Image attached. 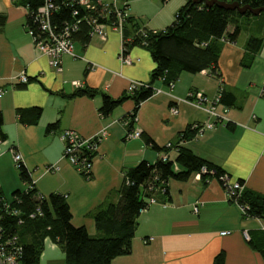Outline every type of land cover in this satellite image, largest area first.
Wrapping results in <instances>:
<instances>
[{
  "label": "crops",
  "instance_id": "0c3cea01",
  "mask_svg": "<svg viewBox=\"0 0 264 264\" xmlns=\"http://www.w3.org/2000/svg\"><path fill=\"white\" fill-rule=\"evenodd\" d=\"M24 1L0 0V111L5 134L0 140V195L5 200L14 189L29 185L19 177L12 150L20 152L37 191L62 193L71 223L84 225L92 235L98 233L93 211L118 200L124 170L141 159L153 162L163 155L180 169L174 158L181 145L218 164L230 181L240 179L243 188L264 192V12L238 16L227 24L226 31L235 24L239 31L233 40L220 38L215 72L209 67L182 70L171 88L155 79L152 94L137 104L128 127L133 99L126 98L101 115V94L118 96L130 81H147L155 64L150 52L133 45L127 51L132 62L125 63L119 56L121 33L107 26L103 38L91 35L84 45L75 41V55L63 54L62 69L57 71L34 45ZM117 2L124 5L126 14L159 29L174 18L185 0ZM249 36L261 38L255 51L246 48ZM21 72L28 76L26 82L18 81ZM84 86L95 93L68 95ZM219 88L221 95H233L231 103L219 100L216 104L226 119L198 131L195 126L212 116L187 100V94L194 89L212 97ZM53 122L56 126L47 130ZM186 128L193 132L182 136ZM66 129L82 136L100 135L88 178L62 155L60 135ZM134 129L138 135L130 134ZM50 163L58 168L46 169ZM164 185L166 189H154L153 201L136 216L130 250L114 256L109 264H212L220 250L224 264H264L243 233L246 229L249 236L262 230L264 218L244 215L217 177L202 181L193 173L183 180L169 178ZM197 201L198 209L193 211ZM63 261L61 247L44 237L39 264Z\"/></svg>",
  "mask_w": 264,
  "mask_h": 264
},
{
  "label": "trees",
  "instance_id": "16d2710c",
  "mask_svg": "<svg viewBox=\"0 0 264 264\" xmlns=\"http://www.w3.org/2000/svg\"><path fill=\"white\" fill-rule=\"evenodd\" d=\"M223 1H237L239 4L248 3L251 6L264 5V0ZM24 2L28 12H32L38 5L49 2L51 4L49 18L55 29H60L64 24L72 22L74 18L93 13L90 8L82 6L78 0H25ZM120 8L125 13L123 4ZM250 14L248 11L241 14L235 9H226L215 3L206 5L204 0H185L166 26L152 29L142 23L139 18L125 13L121 33L124 51L127 52L133 45L143 46L150 52L155 64L150 71L149 79L141 81L132 90L125 89L118 96L103 92L98 107L100 114L106 115L124 99L132 98L134 106L127 113V126L130 127L137 104L152 94L154 90L152 82L155 79H160L166 84L170 80H175L182 70L196 72L209 67L211 72H215L220 38L233 40L239 31V24H235L231 31H226L227 24L236 21L238 16ZM31 16L32 14L28 13L27 24L37 32L38 21H34ZM98 19L112 23L115 14L109 12L105 18ZM1 20L0 16V23ZM78 25L79 29L73 32L72 38L74 42L84 45L90 37L89 30L92 26L84 20ZM260 43V37L249 36L246 48L249 51H255ZM95 91L94 88L84 86L68 95H93ZM232 100L233 95L230 93L222 94L220 97L222 102L231 103ZM55 126L56 122L49 123L46 129L49 130ZM190 131H192L190 128H186L182 136H188ZM4 137L0 111V140ZM174 160L181 166L180 169L173 167V160L161 157L153 162L141 159L126 168L118 200L108 202L93 211L98 232L94 235L89 234L84 225L71 223L70 209L62 193L40 194L31 183L27 168L19 164L17 166L19 177L29 185L24 189H14L9 200H5L0 195L1 239L14 234L20 245L15 261L4 264H39V255L46 236L54 239L64 252V261L56 264H109L114 256L130 250L136 216L140 209L147 205L156 187L166 189L164 184L167 179L183 180L199 171L202 181L209 176H215L222 183L219 176L225 173L224 170L218 164L197 155L187 146L181 145L177 148ZM202 165L206 166L205 171L200 170ZM82 176L88 178L85 175ZM237 180L242 183L240 179ZM229 199L243 207L244 215L264 218V192L242 188L237 198L229 197ZM14 208L18 211L17 213L11 212ZM31 213H35L34 216H30ZM247 241L252 248L260 252L264 259V228L250 233ZM11 249H13L12 246ZM212 264H224L222 250L214 255Z\"/></svg>",
  "mask_w": 264,
  "mask_h": 264
},
{
  "label": "built area",
  "instance_id": "2783aa9c",
  "mask_svg": "<svg viewBox=\"0 0 264 264\" xmlns=\"http://www.w3.org/2000/svg\"><path fill=\"white\" fill-rule=\"evenodd\" d=\"M78 2L82 6L90 8L93 13L85 14L81 18H74L72 22L64 24L60 29H55L50 22L49 14L51 4L49 2H45L43 5H38L32 12H28L30 15L32 14L31 18H33L34 21H38L37 28L39 30L37 32L34 28H32V26L29 24L27 25L34 45L38 48V50L48 56L50 65L57 71L62 69L61 56L63 54L75 55L72 34L79 29L78 23L80 21L84 20L87 24H91L92 27L89 30L90 36L97 35L102 38L105 37L107 26L116 28L120 33H122V20L125 13L120 8V4L117 0H78ZM109 12L115 14V19L112 23L99 21V17L105 18ZM73 13H75V10H73ZM119 56L125 63L132 62V59L129 58L127 52L124 51L122 43ZM17 79L20 82H26L28 80V76L24 72H21L18 74ZM75 83L78 84L79 82L76 80ZM140 83L141 81L139 80H132L129 82L126 89L132 90L134 86ZM172 84L173 81L170 80L166 83V86L171 88ZM1 92L2 88H0V94ZM220 97V88L212 97H208L202 90L193 89L188 92L186 99L191 101L195 106L204 109L212 116V120L195 126L198 131H202L204 128L212 126L215 121H222L226 119L225 116L216 109V104L220 100ZM130 134L133 136L138 135L139 130L134 129L130 132ZM60 136L63 139L62 155L74 166L78 173L89 177L91 175L93 161L96 156V149L98 141L100 140V135L82 136L73 130L66 129L61 132ZM167 145H169V143H167ZM12 156L17 166L22 164L20 152L12 150ZM162 158L164 159L166 156L163 155ZM56 168H58L56 163H50L46 166V169L48 170H54ZM200 170L205 171L206 166L202 165ZM195 175L199 176L200 172L196 171ZM219 178L222 181V186L226 189L228 197L237 198L243 188L242 183L238 180L230 181L225 173L221 174ZM149 187H152V183ZM153 199V197H150L147 205L153 201ZM198 203L199 202L197 201L193 204V211H197ZM240 207L244 212L243 207ZM37 209L39 210V208ZM11 212L17 213L18 211L14 208L11 209ZM34 214L35 213H31L30 216H34ZM262 227L264 228V226ZM224 232L226 231H222V233ZM243 233L244 236L248 238L246 229ZM1 237L2 236L0 234V264H4L6 262L13 263L17 256V251L19 252L20 249V245L16 241V235L13 234L10 237L7 236L5 239H1ZM150 238L151 236L148 239ZM11 246L13 249H11Z\"/></svg>",
  "mask_w": 264,
  "mask_h": 264
},
{
  "label": "water",
  "instance_id": "95a60500",
  "mask_svg": "<svg viewBox=\"0 0 264 264\" xmlns=\"http://www.w3.org/2000/svg\"><path fill=\"white\" fill-rule=\"evenodd\" d=\"M204 3L206 5H211L213 3L222 6L223 8L226 9H235L237 10L239 13L243 14L245 12H249L252 14H257L260 12H264V5H260V6H251L248 3L245 4H239L237 1H223V0H204Z\"/></svg>",
  "mask_w": 264,
  "mask_h": 264
}]
</instances>
